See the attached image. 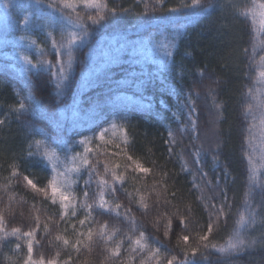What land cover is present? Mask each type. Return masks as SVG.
<instances>
[{"label": "trees", "instance_id": "16d2710c", "mask_svg": "<svg viewBox=\"0 0 264 264\" xmlns=\"http://www.w3.org/2000/svg\"><path fill=\"white\" fill-rule=\"evenodd\" d=\"M70 2L75 12L64 13L78 12L87 35L74 45L68 78L58 89L53 41L59 44L65 23L59 6L54 11L50 0H0V264H23L28 238L22 234L36 228L37 216L35 260L167 264L176 256L179 264L182 249L197 246L209 223L214 224L210 243L226 246L239 215L247 217L253 209L257 222L244 231L247 239L257 240L254 248L235 254L208 248L195 261L264 264V169L254 174L251 168V147L264 127V105L253 99L264 100L258 76L264 71V32L252 16L236 11L264 0H202L213 6L206 11L182 7L191 0H98L105 18L96 24L87 19L97 15L96 8ZM25 15L28 23L21 24ZM20 102L25 109L18 113ZM102 131L104 140L98 138ZM37 140L43 142L39 148ZM86 148L91 151L85 153ZM46 150L55 154L58 172L79 167L66 173L63 189L73 198L75 216L69 209L62 217L58 198L53 204L50 193L45 198L24 180L27 175L38 187L47 186L55 173ZM85 155L88 166L81 165ZM128 156L151 171L135 172ZM105 163L110 169L120 165L116 172L124 175L122 183L112 181ZM100 177L108 181L106 187ZM101 192L108 210L97 206ZM140 195L148 209L138 204ZM221 208L224 215L218 214ZM169 218L173 227L165 236ZM102 225L111 240L99 235ZM14 227L21 233L5 235ZM89 228L94 233L90 246L75 251L71 245ZM141 232L148 245L144 251L132 243ZM57 235L70 244L58 242ZM182 235L189 236L188 245L180 240L177 247ZM117 243L119 256L109 257L107 249ZM151 249H159V261L148 260Z\"/></svg>", "mask_w": 264, "mask_h": 264}, {"label": "snow or ice", "instance_id": "6c2138e0", "mask_svg": "<svg viewBox=\"0 0 264 264\" xmlns=\"http://www.w3.org/2000/svg\"><path fill=\"white\" fill-rule=\"evenodd\" d=\"M157 2H159V0H157ZM82 3L84 4V6L86 8H96L97 11V15L96 16H91L89 15L87 17V19L89 21H91L93 24L99 23L101 20H103L105 17L104 15L101 14V12L99 11L101 8V5L98 3V0H82ZM51 9H53L54 11L57 10L58 6H59V11H60V16H61V20L64 21V25L61 29V40L59 42V44H56V41H53V46L56 47L57 52V63L60 65L59 68V82L57 84V88L60 89L63 86V83L65 80H67V76L65 75L67 69L71 68L72 66V60H73V54H74V45H76L78 42H81L82 39L87 35V31L83 22V17L80 16V14L77 12L75 14V16L69 14H65L64 13V9H71L72 12H75V5L73 3L70 2V0H50V3L48 5ZM182 7L184 8H190L193 10L196 9H200L203 11H206L207 9L212 8V4L209 2L208 4H203L202 0H191V4H184L182 5ZM235 7V5H234ZM259 8L264 10V3H261L259 5ZM171 11H176V9H171ZM237 14L239 15H243V16H255V5L253 6V8H249L247 10H240V9H236ZM112 12H115V9L112 10ZM260 16L262 17L261 21H260V30L262 32H264V11L260 12ZM29 20V17L27 15H25L24 19L22 21H20L21 24H27ZM71 27V28H77L79 29V31H68L67 29ZM163 47L167 48L168 45H162ZM61 49L63 51H61ZM167 55H171V52H167ZM64 56L66 57V59L61 60L60 57ZM23 59L27 62L28 61V57H23ZM264 59V58H262ZM44 63H48L47 61H45ZM55 74V73H54ZM258 76L260 78V80L262 82H264V71H261L258 73ZM250 94H251V89L249 90ZM28 99L31 100V93H29ZM253 99L257 100V104L258 105H264V100H260L258 97H253ZM217 108L220 107V105H216ZM252 107V105L248 106V109L250 110ZM25 109V104L23 102H20V104L18 105V107L15 109L18 113L21 112L22 110ZM196 109L193 106L191 108V112H195ZM0 123H3L2 121H0ZM261 125L264 126V116H262L261 118ZM169 135L171 136L172 133L170 132ZM100 140H104V135H103V131L101 132V134L98 137ZM86 141L82 140L80 141V143H85ZM43 142L42 141H35V144L37 145V148H39L41 146ZM91 149L86 148L85 149V153L90 152ZM43 155L45 156V158L47 160H49L52 163V168L54 171V175L49 179L48 184L46 187H38L37 183H34L32 179H29V177L26 175L24 176V180L27 182V185L30 186L34 191H37L39 193H42L45 198L49 197V193H50V198L52 200V203L55 204L57 203V198L59 199V203L61 206V213L60 215L63 217L65 215L66 212H68L69 209H71V214L73 216L76 215L75 212V203L73 201V198L67 193V191L63 190L64 188L67 187V176L66 173L69 171H78L79 167H75V168H71V169H66L65 172H58L56 170L57 168V163L58 161L54 158L55 154L54 153H49L47 150L43 153ZM80 154H77V156H79ZM76 158L74 157L73 160H75ZM127 159L129 161L132 162V164L135 165V168L133 169L135 172L137 173H144V174H148L151 170L147 167H144L143 164H141L139 161L137 160H133V158L131 156H128ZM80 161H81V165L83 166H88L89 165V160L87 158V156H83L80 157ZM12 167V176H16L17 175V167L15 164L11 165ZM120 167L119 164H116L113 166L112 169L109 168V165L107 163H105L104 168H105V172H109L111 171L112 174V181L114 183H122L125 179L123 174H117L116 169H118ZM128 167H131V165H128ZM251 179V177H250ZM99 184L101 185V187H106L108 185V181L104 179V177H100L99 178ZM6 187V186H5ZM113 191H115V189H113ZM251 194V186H250V191H249V195ZM85 197H87L88 193L85 192L84 193ZM131 195V194H129ZM138 204L140 205V207L144 208V209H148L149 208V204L146 202V199L143 195L139 196L138 199ZM83 207H86L87 209L91 210L92 209V205H88L86 203L82 204ZM99 208L104 209V210H108L110 208V205L108 203L107 200H105L104 198V193L101 192L100 193V197H99V203L97 205ZM213 207H215V205H213ZM116 208L119 209L120 205L117 204ZM130 211V210H129ZM219 215H224V211L223 209H219L218 212ZM90 215V212H89ZM87 222V218L85 219H81L79 221L80 225H84ZM257 222V215L255 213V210H250L248 212L247 217L245 216V214L242 212L239 215V218L235 221V227L233 230V234L232 236L228 239L227 245H221V246H217V244L215 243H210L209 241V234L212 233L213 228H214V224L213 223H209L208 225V230L207 232H205L203 235H199L197 238V246L195 247H185L182 249L183 252V256L184 259L182 261L179 262V264H196L195 261V257L197 256L198 252H202L204 249H208V248H212V249H216L218 252L220 253H230V254H235V253H240L243 252L246 248L247 249H252L256 246L257 244V240L255 238H251V239H247L246 238V233L244 230H246L247 228H249L251 225H254ZM179 223L180 225H183L185 227V229L187 228V222L184 218V216H180L179 218ZM3 224V216L0 215V227H2ZM36 228L31 229L30 231L24 232L22 235L27 239V256L26 258L23 260V264H58V262L56 260H48L47 262H45V259L43 256H41V258L39 260H35L33 259V244L37 243L34 240L35 237V233L37 231V229L39 228V216L36 217ZM48 224H44V229L45 231L48 230ZM107 226L106 225H102L100 227V232L99 235H101L105 240H111L112 236L111 235H105V228ZM173 227V222L172 219L169 218L167 224L165 225V232L164 235L168 236L169 232L172 230ZM21 233V229L18 227H14L11 229L10 233H5V235H13L16 236L18 234ZM80 237H82L83 239H78L76 241L75 244H72L71 247L79 252L80 247H89L91 242L93 241V230L91 228L88 229L87 233H79L78 234ZM58 242L63 243V245L68 246L70 244V240L68 238H66L65 236L62 235H57L55 238ZM85 240L87 241V243H85ZM182 240L184 242V244L187 246L188 242H189V236L188 235H182V236H178L177 238V247H179V241ZM133 245L138 247L141 251L147 250L148 249V245L145 242V234L143 232H141L139 234V237L134 239L132 241ZM260 243L262 245H264V239H262L260 241ZM17 248L20 247V245L18 244L16 246ZM136 247L133 248V251L136 250ZM121 251V247L120 244L117 243V245L115 246V248H109L107 249V252L109 253V257H118ZM189 252L191 253V256L189 255ZM155 258L157 261H159V249H151V254L148 257V260H151ZM69 260H71V257H69ZM177 261V257L176 256H172L170 259L167 260V264H174V262ZM65 264H68V262H65ZM142 264H144V262L142 261Z\"/></svg>", "mask_w": 264, "mask_h": 264}, {"label": "rangeland", "instance_id": "374dc122", "mask_svg": "<svg viewBox=\"0 0 264 264\" xmlns=\"http://www.w3.org/2000/svg\"><path fill=\"white\" fill-rule=\"evenodd\" d=\"M261 11L264 10L260 9L259 5H255V16H252V18L258 27H260V21L262 19L260 16ZM254 141L251 147V168L252 172L256 174L259 169H264V127L258 133V137Z\"/></svg>", "mask_w": 264, "mask_h": 264}]
</instances>
